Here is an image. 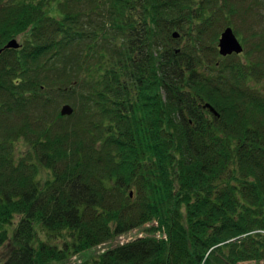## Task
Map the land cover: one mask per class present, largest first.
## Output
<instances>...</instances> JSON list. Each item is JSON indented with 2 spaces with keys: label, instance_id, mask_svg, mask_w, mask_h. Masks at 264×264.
I'll use <instances>...</instances> for the list:
<instances>
[{
  "label": "trees",
  "instance_id": "obj_1",
  "mask_svg": "<svg viewBox=\"0 0 264 264\" xmlns=\"http://www.w3.org/2000/svg\"><path fill=\"white\" fill-rule=\"evenodd\" d=\"M236 3L0 0L2 264L154 222L94 264H264V92L247 87L264 62L217 48Z\"/></svg>",
  "mask_w": 264,
  "mask_h": 264
},
{
  "label": "rangeland",
  "instance_id": "obj_2",
  "mask_svg": "<svg viewBox=\"0 0 264 264\" xmlns=\"http://www.w3.org/2000/svg\"><path fill=\"white\" fill-rule=\"evenodd\" d=\"M236 10L234 12V16L230 18L228 22L235 24V31L237 38L242 42L245 46L246 53L243 54L240 59L244 63H253L257 61L264 62V42L261 43V47L258 48L257 44L259 40H254L253 35L254 33L264 37V0H237L235 4ZM234 7V8H235ZM255 26V28H254ZM227 27H222L220 31V35L222 31ZM232 28V27H231ZM233 29V28H232ZM234 30V29H233ZM220 35L217 41V48L218 42L220 39ZM259 39V38H258ZM21 39H18L20 42ZM251 55V56H250ZM248 88L250 87L253 90L258 89L261 92H264V80L250 83ZM63 103L60 104L59 113L61 108L63 107ZM19 148L23 149V145H19ZM42 177H46V173L42 174ZM148 227L143 225L139 228L132 230V233L125 234L124 236L118 238H113L110 240L105 241L95 247L85 250L82 253L74 254L68 259L64 261V263H54V264H81L82 262H88L89 264H94V260L97 259L100 255H102L107 250L119 246L121 242H126L127 240L136 239L139 237V234H144V236H153V233H147L146 229ZM258 232V231H257ZM39 239L43 240L44 242H49L50 244H61V241L55 239L53 236H49V234L41 228H38ZM264 234V231L260 232ZM159 238L160 234L157 233L155 235ZM8 248L4 246L0 249V264H2L5 260V256L7 255Z\"/></svg>",
  "mask_w": 264,
  "mask_h": 264
},
{
  "label": "water",
  "instance_id": "obj_3",
  "mask_svg": "<svg viewBox=\"0 0 264 264\" xmlns=\"http://www.w3.org/2000/svg\"><path fill=\"white\" fill-rule=\"evenodd\" d=\"M178 35L175 34V37ZM20 47L19 42L16 39H13L9 41V43L3 48L4 49H18ZM218 50L219 54L222 57H227L231 55H240L244 52V48L240 41L238 40L237 36L235 35L233 29L231 27L225 28L221 35L218 42ZM2 50H0V53ZM211 112H213L215 115H218L217 112L213 107L210 105H206ZM74 110L70 105H63V107L60 110V114L62 116H71L73 114Z\"/></svg>",
  "mask_w": 264,
  "mask_h": 264
},
{
  "label": "built area",
  "instance_id": "obj_4",
  "mask_svg": "<svg viewBox=\"0 0 264 264\" xmlns=\"http://www.w3.org/2000/svg\"><path fill=\"white\" fill-rule=\"evenodd\" d=\"M142 235L141 234H139V237H141ZM160 237V236H159ZM132 240H134V239H132ZM132 240H127L126 242H129V241H132ZM122 243H124V242H122Z\"/></svg>",
  "mask_w": 264,
  "mask_h": 264
}]
</instances>
